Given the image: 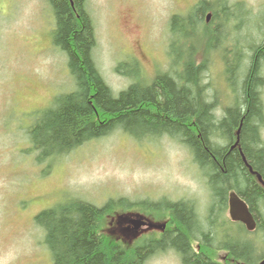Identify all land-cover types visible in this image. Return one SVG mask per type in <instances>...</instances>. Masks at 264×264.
I'll return each instance as SVG.
<instances>
[{"label":"trees","instance_id":"obj_1","mask_svg":"<svg viewBox=\"0 0 264 264\" xmlns=\"http://www.w3.org/2000/svg\"><path fill=\"white\" fill-rule=\"evenodd\" d=\"M226 1L200 0L188 13L175 12L169 20V69L148 81L137 60L121 61L116 71L124 76L133 73L136 81L115 93L94 57L97 37L87 0H47L56 20L53 42L67 56L75 88L58 96L53 107L30 115L33 123L29 124L28 135L32 149L39 151L37 161L51 162L59 157L58 161L82 144L116 129L138 134L140 140L166 135L186 146L213 191L205 219L191 200L164 199L152 202L149 208L140 204L160 217H170L171 229L160 238L143 237L134 244L107 230L106 221L115 211L112 201L98 206L86 200H70L44 209L35 220L44 230L53 264H145L151 254L168 249L175 250L184 264H225L213 258L217 249L226 250L245 264H257L264 257L257 250L264 248V186L249 169L251 166L264 178V17L233 58L230 48H222L224 74L236 94L220 116L204 92L208 85L202 84L211 51L210 37L230 27L235 7L244 3L237 1L229 6ZM208 13L212 14L210 23L206 21ZM241 122L239 144L232 148ZM232 190L254 213V233L261 234V242L227 235L215 242L220 228L218 217L228 207ZM119 227L116 225L115 231ZM195 241H199L198 252Z\"/></svg>","mask_w":264,"mask_h":264},{"label":"rangeland","instance_id":"obj_2","mask_svg":"<svg viewBox=\"0 0 264 264\" xmlns=\"http://www.w3.org/2000/svg\"><path fill=\"white\" fill-rule=\"evenodd\" d=\"M198 1L87 0L97 37L94 57L115 93L136 81L133 73L124 76L116 71L121 61L137 60L148 81L169 69L170 17L175 12L188 13ZM237 1L246 5L235 7L230 27L210 37V56L202 73V84L208 85L204 92L218 116L236 94L224 74L222 48H230L233 58L264 17V0L226 3L230 6ZM214 7L218 9L217 2ZM55 26L47 0H0V264H53L44 230L35 217L70 200H86L98 206L112 200L115 211L106 226L115 235L116 225L126 228L128 215L166 220L168 217L163 215L162 219L156 211L140 207L144 203L149 208L152 202L164 199L191 200L205 219L213 201L205 172L193 163L186 146L169 136L140 140L138 134L116 129L58 161L59 157L51 160L53 163L37 161L39 151L32 149L28 135L33 123L30 115L53 107L58 96L75 88L67 56L53 42ZM261 90L264 103V85ZM261 132L264 139V124ZM222 215L228 217L226 210ZM219 225L215 242L226 235L261 242V234H246L240 224ZM150 234L160 233H144ZM257 250L264 254V248ZM224 256L226 250L220 249L214 258L222 260ZM145 264L183 263L168 249L151 254Z\"/></svg>","mask_w":264,"mask_h":264},{"label":"water","instance_id":"obj_3","mask_svg":"<svg viewBox=\"0 0 264 264\" xmlns=\"http://www.w3.org/2000/svg\"><path fill=\"white\" fill-rule=\"evenodd\" d=\"M209 17L210 14L208 15V19ZM241 126H242V122L240 124L239 129L237 130V140L234 143L233 147H236L239 144V134H240ZM243 159L246 161L245 156H243ZM250 170L253 173H255V171L251 166H250ZM256 175L258 180L264 185V179L262 175L259 173H256ZM229 206H230V215L233 220L242 221L243 223H245L247 229L250 231H253L256 228L257 222L253 213L250 211L248 204L235 191H232L229 194ZM131 223L134 224L135 229H138L143 224H145V221L142 219H133L131 220ZM258 264H264V258Z\"/></svg>","mask_w":264,"mask_h":264},{"label":"flooded vegetation","instance_id":"obj_4","mask_svg":"<svg viewBox=\"0 0 264 264\" xmlns=\"http://www.w3.org/2000/svg\"><path fill=\"white\" fill-rule=\"evenodd\" d=\"M226 212L228 213V219L227 218H225V217H223V215H220L219 217H218V223L219 224H224V226L227 224V223H229V220H230V217H229V204H228V207L226 208ZM128 221H127V225H125V227L127 228V231L128 232H126V233H130V234H133L132 235V237L133 236H136V235H139V234H141L142 232H146V233H150V232H152V231H155V230H157V229H160V233H161V235H163V233H165L166 231H168V229L167 228H165V229H161V227H159L155 222H157L155 219H153V218H147L146 216H143V219L146 221V224L145 225H143L139 230H134L133 229V225H130V220L131 219H133L132 217L130 218V216H128ZM233 222V221H232ZM235 223H238V224H240L241 226H244V224H242V223H240V222H235ZM223 226V227H224ZM126 228H124V227H122V230L123 229H126ZM169 229H171V228H169ZM143 233V234H144ZM238 236H240V235H238ZM158 238H160V237H158ZM240 240V239H239ZM194 244V243H193ZM196 246L197 247H195V250L198 252L199 251V249H200V245L197 243L196 244ZM240 260V259H239ZM239 260L238 261H235V259H231V258H228V256H224L223 257V259L222 260H218V262H221V263H231V264H237V262H239Z\"/></svg>","mask_w":264,"mask_h":264},{"label":"bare ground","instance_id":"obj_5","mask_svg":"<svg viewBox=\"0 0 264 264\" xmlns=\"http://www.w3.org/2000/svg\"><path fill=\"white\" fill-rule=\"evenodd\" d=\"M134 70V69H133ZM226 200V199H225ZM218 217V216H217ZM199 229V228H198ZM200 230V229H199Z\"/></svg>","mask_w":264,"mask_h":264}]
</instances>
